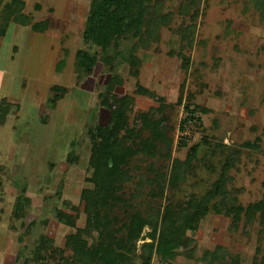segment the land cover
Listing matches in <instances>:
<instances>
[{"label":"rangeland","instance_id":"rangeland-1","mask_svg":"<svg viewBox=\"0 0 264 264\" xmlns=\"http://www.w3.org/2000/svg\"><path fill=\"white\" fill-rule=\"evenodd\" d=\"M11 1L0 0L1 17ZM165 1V12L174 14L171 25L162 29L159 44L139 50L142 65L137 78L131 75L129 64L119 58L123 85L115 93L135 98L130 127L137 114L149 113L153 120L166 117V137L171 143L157 142L155 156L140 152L128 162L131 178L117 193L123 202L115 206L116 228L129 223L136 212L149 217L150 208H158L161 198L152 197L155 185L148 180L159 174L169 177L174 160L187 167L191 156L185 181L177 188L166 186L161 207L170 201L185 204L193 196L205 195L219 180L230 154L237 157L228 173L226 190L238 200L237 205L246 208L264 195V24L254 4L250 0H195L192 13L198 7L199 16L193 47L183 44L182 48L173 29L190 26V16L180 13L182 0ZM24 2L23 14L32 23L48 21L50 27L39 33L32 24L25 27L11 22L8 29L0 31V101L14 99L10 119L6 121L0 111L4 126L10 124L0 127V182H15L22 198L19 204L18 200L0 204V263L13 239L14 256L9 264H49L42 238L59 250L55 262L60 256L72 259L67 239L87 228L82 192L94 188L87 182L92 131L97 125L109 124L110 115L101 106L99 94L106 90L113 74L101 56L92 75L83 83L77 79L76 56L78 50L86 48L83 35L92 0ZM184 59L189 61L188 72L182 68ZM137 84L162 101L136 96ZM60 86L67 92L50 107L52 89ZM186 107L197 108L191 137L182 134ZM9 131L14 135L2 139ZM151 136L145 131L130 139L128 146L141 151L142 143ZM257 140L259 149L244 148ZM56 209L73 214L76 226L60 222ZM230 224L231 219L211 212L196 231L187 232L194 240V257L178 256L170 264H207L203 260L206 252L218 246L238 254L242 264H254L258 247L264 255L261 227L256 222L245 233L241 224L232 232ZM150 231L148 225L144 227L133 264H142L140 255L144 243L151 242L146 237ZM97 236L90 231L81 239L90 247ZM151 264L164 263L154 257Z\"/></svg>","mask_w":264,"mask_h":264},{"label":"trees","instance_id":"trees-1","mask_svg":"<svg viewBox=\"0 0 264 264\" xmlns=\"http://www.w3.org/2000/svg\"><path fill=\"white\" fill-rule=\"evenodd\" d=\"M250 1L264 24V0ZM165 2V0H92L83 35V44L86 48L77 51L75 67L78 82L83 83L86 77L93 74L100 57L105 58L113 76L106 90L99 94V100L101 106L109 112L110 120L107 126L97 125L92 131L90 177L87 182L94 188L82 192L84 213L88 216L87 228L79 230L78 234L67 239V244L73 252L72 259L60 256L55 262L53 258L59 250L54 247L52 241L42 238L46 244L43 249L49 253L47 257L51 259L49 264H133L136 256L133 253L147 225L151 231L146 237L151 242L144 243L140 255L142 264H151L154 257H158L164 264H170L178 256L193 258L195 249L191 246L194 240L187 236V232L196 231L211 212L231 219L232 232H237L243 224L244 232L248 233L247 230L258 222L261 227L259 236L261 242H264V195L260 201L244 208L238 206V200L226 190L228 173L234 165L236 154L228 155L219 180L205 195L193 196L185 204L181 202L174 204L170 201L161 207L166 186L177 188L185 181L193 157L189 158L187 167L184 163L174 160L169 177L166 174H159L148 180L151 186H158L153 187L151 195L156 200L161 198V202L158 203L160 206L150 208L152 213L149 217L136 212L129 223L116 228L118 218L115 216V206L123 202L117 197V193L124 189L125 182L131 178V170L126 168L128 162L140 152L155 156L157 142H164L167 145L171 143L166 137L168 128L166 117L162 120H153L149 113L137 114L133 127H130V114L134 110L135 98L115 93L116 88L123 85L118 70L119 58L129 64L131 75L137 78L142 65V59L138 56L139 50H149L154 44H159L162 29L171 25L174 14L165 12ZM195 4H197L195 0L191 2L182 0L180 13L184 16L189 15L192 24L173 29V33L181 39L182 48L183 44L188 48L193 47L197 29L195 22L199 16L198 7L192 13ZM25 6L24 0H12L7 4L3 16H0V31L8 29L11 22L25 27L32 24L33 30L39 33L49 29L48 21L32 23V20L23 14ZM178 56L183 58L181 53ZM182 68L188 72V60L184 59ZM52 91L54 96L49 100L50 107H54L67 92L61 86L53 87ZM134 94L139 97L149 96L157 102L162 101L141 84H137ZM161 108L164 109L165 106L161 105ZM186 110L188 115L183 121L182 130L187 123L194 122L197 118V108L191 110L190 107H186ZM145 131H149L152 136L142 143L141 151H133L128 146V141L138 138ZM123 132L126 136L121 137ZM258 142L259 140L255 144L249 142L243 146L259 149ZM71 158L72 162L75 161L73 155ZM21 199L18 197V204ZM147 204L151 206L150 203ZM55 214L60 222L76 226V217L73 214L57 209ZM90 231L97 232L98 236L94 237L93 244L89 247L87 241L81 239V235L89 234ZM182 248L184 250L180 252ZM261 252V248L258 247L254 264H264V255H261ZM43 258L44 256L39 260ZM203 260L207 264H242L238 254H233L228 248L221 246L214 251H207Z\"/></svg>","mask_w":264,"mask_h":264},{"label":"crops","instance_id":"crops-1","mask_svg":"<svg viewBox=\"0 0 264 264\" xmlns=\"http://www.w3.org/2000/svg\"><path fill=\"white\" fill-rule=\"evenodd\" d=\"M12 100H14V99H12V97H6V98L1 99V101H0V108H2V110H3L2 114L4 116H6V121L8 119H10V117H12L11 114L13 113V110H10V107H12L13 102H14ZM22 111H24V110H22ZM24 112H26V111H24ZM6 121H5V123H6ZM9 125L10 124L4 126L3 118H0V127L1 128L7 127ZM2 135L3 136L1 138L3 139L4 137L9 138L11 135H14V134H13V131H9V132H7V134H2ZM1 184L2 185H0V204H3L2 202L5 200L9 201V202H11L12 200H14V201L18 200V194H17L18 190H17V188H15V182L9 181L8 183L2 182ZM2 207L3 206L0 205V212H1V210H3ZM12 244H13V239L10 241V245L8 246V249L4 252V256L2 257V262L0 264H9L10 257L14 256L12 253L13 249L11 250Z\"/></svg>","mask_w":264,"mask_h":264},{"label":"built area","instance_id":"built-area-1","mask_svg":"<svg viewBox=\"0 0 264 264\" xmlns=\"http://www.w3.org/2000/svg\"><path fill=\"white\" fill-rule=\"evenodd\" d=\"M195 122L196 121H194V123L189 122L184 126V129L182 132L184 137H191V135L194 133L195 130H193V129H195Z\"/></svg>","mask_w":264,"mask_h":264}]
</instances>
